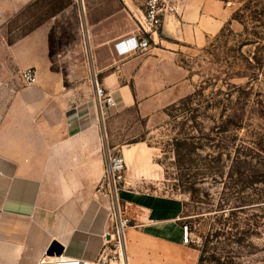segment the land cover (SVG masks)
Here are the masks:
<instances>
[{
    "label": "crops",
    "instance_id": "obj_1",
    "mask_svg": "<svg viewBox=\"0 0 264 264\" xmlns=\"http://www.w3.org/2000/svg\"><path fill=\"white\" fill-rule=\"evenodd\" d=\"M35 1L0 0L2 40L3 26ZM143 8L144 0H67L3 44L10 68H32L36 79L0 112V264L99 263L111 208L96 193L106 140L122 112L147 117L188 95L180 58L217 36L232 14L225 0H180V15L164 20L147 51L120 55L115 44L137 34ZM94 80L112 98L110 112ZM112 145L124 159L119 198L133 222L124 231L127 264H198L183 243L182 201L136 189L155 171L148 147ZM53 241L59 257L46 256Z\"/></svg>",
    "mask_w": 264,
    "mask_h": 264
},
{
    "label": "rangeland",
    "instance_id": "obj_2",
    "mask_svg": "<svg viewBox=\"0 0 264 264\" xmlns=\"http://www.w3.org/2000/svg\"><path fill=\"white\" fill-rule=\"evenodd\" d=\"M66 1L36 0L3 26L0 112L35 84L23 82L25 69L10 68L3 44ZM225 2L232 14L221 32L180 58L188 95L147 117L134 108L122 112L106 144L148 147L155 171L136 189L182 201L179 223L201 264H264V0Z\"/></svg>",
    "mask_w": 264,
    "mask_h": 264
},
{
    "label": "built area",
    "instance_id": "obj_3",
    "mask_svg": "<svg viewBox=\"0 0 264 264\" xmlns=\"http://www.w3.org/2000/svg\"><path fill=\"white\" fill-rule=\"evenodd\" d=\"M180 15V0H144L142 21L138 23L137 34L120 40L115 44L116 51L123 56L145 52L149 48V40L156 35L167 17ZM35 73L32 69L22 72V80L26 85L35 83ZM95 95L102 108L114 106L112 98L93 81ZM125 186V163L120 152L106 147L105 169L97 187L96 193L108 197L111 201L110 227L104 237L98 264H127L124 247V231L130 224L126 208L119 198V191ZM183 229V243H189L186 227ZM78 264V263H77Z\"/></svg>",
    "mask_w": 264,
    "mask_h": 264
},
{
    "label": "water",
    "instance_id": "obj_4",
    "mask_svg": "<svg viewBox=\"0 0 264 264\" xmlns=\"http://www.w3.org/2000/svg\"><path fill=\"white\" fill-rule=\"evenodd\" d=\"M62 246L57 243L56 241H53L48 249L46 250V256L47 257H59L62 254Z\"/></svg>",
    "mask_w": 264,
    "mask_h": 264
},
{
    "label": "trees",
    "instance_id": "obj_5",
    "mask_svg": "<svg viewBox=\"0 0 264 264\" xmlns=\"http://www.w3.org/2000/svg\"><path fill=\"white\" fill-rule=\"evenodd\" d=\"M59 10V9H58ZM246 11V8H244V12ZM234 19H237V18H235L234 17ZM201 262H202V260H201V257H199V259H198V264H201Z\"/></svg>",
    "mask_w": 264,
    "mask_h": 264
}]
</instances>
